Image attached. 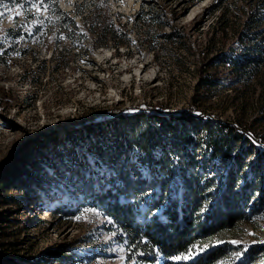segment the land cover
Returning a JSON list of instances; mask_svg holds the SVG:
<instances>
[{
    "label": "rangeland",
    "instance_id": "374dc122",
    "mask_svg": "<svg viewBox=\"0 0 264 264\" xmlns=\"http://www.w3.org/2000/svg\"><path fill=\"white\" fill-rule=\"evenodd\" d=\"M80 1L58 0V4L69 10ZM107 1L109 13L119 14L115 25L125 43L115 47L109 41L82 52L68 41L57 48H45L42 38L13 40L7 34L8 27L17 20L18 25H24L22 31L29 34V26L23 12L16 16L18 9L9 12L0 6V12H4L0 17V264L135 262L126 260L124 247L106 229V219L97 210L82 206L70 215L61 206L69 202L68 185L75 177L74 170L68 169L79 167L78 159L71 160L73 145L81 143L84 151L89 140L113 144L122 137V131L138 134L146 130L149 108L187 114L195 107L212 119L209 125H214L215 132L219 126L216 120L237 126L243 137L246 132L252 134L254 144L249 143L253 153L264 149V100L258 101L259 90L214 58L231 47L229 25L239 19L233 16L234 3L241 2ZM4 3L8 9L14 8L11 0ZM143 7L165 13L159 22L162 24L134 22L135 12ZM29 13L45 14L35 10ZM170 32L177 34L172 38L162 36ZM48 39H53V31ZM89 40L85 38L83 44ZM61 45L68 46L63 54L57 53ZM201 70L214 79L215 85L196 87ZM131 107L142 109L140 122L135 125H124L126 121L120 118L117 129L111 132L113 121L108 118L95 120L93 132L81 128L84 120ZM206 128L193 136L207 135ZM73 130L75 133H70ZM240 143L246 144L243 139ZM197 153L204 154L200 150ZM158 154L156 151L155 156ZM137 155L136 151L122 154V162L134 163ZM94 160L88 154L84 161L92 165ZM232 240L244 243L237 246L229 243ZM260 240H264L261 211L212 241L213 245L228 243L227 253L214 264H262L261 258L248 262L234 255ZM60 255L63 260H58Z\"/></svg>",
    "mask_w": 264,
    "mask_h": 264
},
{
    "label": "trees",
    "instance_id": "16d2710c",
    "mask_svg": "<svg viewBox=\"0 0 264 264\" xmlns=\"http://www.w3.org/2000/svg\"><path fill=\"white\" fill-rule=\"evenodd\" d=\"M47 1L51 4L43 15L29 13L24 7L29 34L22 31L24 25H18L17 20L7 28V34L15 41L42 38L45 48H57L68 41L72 48L77 47L81 52L104 46L109 41L115 47L125 43L120 40L121 32L115 25L119 14L109 13L107 0L74 2L69 10L62 9L53 0ZM237 1L241 4L234 3L236 14L233 16L239 19L229 25L231 47L214 58L219 64L229 65L231 73L239 79L251 81L259 90L258 101L262 103L264 0ZM161 16L165 13L143 7L135 12L133 21L159 23ZM52 31L53 39L50 40L48 33ZM175 34L177 32L162 36L172 38ZM85 38L90 39L88 44H83ZM66 47L61 45L57 53L63 54ZM204 72L200 71L198 88L215 85L214 79ZM147 110L151 114L150 120L146 130L138 134L122 131V137L113 144L89 140L84 151L81 143H75L79 147L73 145L71 160L78 159L79 167L68 169L74 170L75 177L68 185L69 202L62 205L61 210L70 215L82 206L97 210L106 219V229L124 247L127 261L133 260L136 264H214L227 253L225 246L228 243L213 245L212 241L233 231L259 211L264 212V149L253 153L249 143L254 142L252 134L246 132L243 137L237 126L230 127L216 120L219 126L215 132L214 125H209L212 119L195 107L187 114L157 107ZM116 111L84 120L81 128L93 132L95 120L109 118L113 121L111 132H114L120 118L126 121L124 125L140 122L142 109L139 107ZM204 126H207V135L194 137L193 134L200 133ZM241 139L245 145L240 143ZM199 150L204 154L197 153ZM135 151L138 157L134 163L122 162V154ZM156 151H159L158 156H155ZM88 154L95 157L92 165L84 161ZM175 156L177 160H174ZM208 168L215 172H209ZM85 172H88L86 177ZM202 244L207 247L194 258L172 259L186 254L193 245ZM63 258L60 255L58 260ZM260 258L264 264L262 243L250 245L242 257L248 262Z\"/></svg>",
    "mask_w": 264,
    "mask_h": 264
},
{
    "label": "snow or ice",
    "instance_id": "6c2138e0",
    "mask_svg": "<svg viewBox=\"0 0 264 264\" xmlns=\"http://www.w3.org/2000/svg\"><path fill=\"white\" fill-rule=\"evenodd\" d=\"M11 2L14 5L13 9H8V6L6 3H4V0H0V6H3L4 8H6L9 12L13 11V10H17L16 11V16H20L22 15V12L24 10V6L25 4L29 5L28 11H32L35 10V12L37 14H39L41 11L47 12L49 9V5L45 2V0H11ZM53 3H58V0H53ZM4 16V12H0V17ZM13 19H15V17H13ZM82 217H77V219H80ZM221 243H223V241H221ZM229 243L233 244V245H241L244 242L243 241H238V240H232L229 241ZM252 243H262L264 244V240H260V241H252ZM134 246V245H133ZM205 250L203 245H193L191 248L186 250V254L184 255H178V256H174L172 257V259L174 260H189L194 258V255L198 254L199 252H203ZM248 251V247L245 246L242 248V250H238L237 252L234 253L236 258H242L244 253H246ZM139 255L143 256L144 253H138ZM133 264H135V262H133Z\"/></svg>",
    "mask_w": 264,
    "mask_h": 264
},
{
    "label": "water",
    "instance_id": "95a60500",
    "mask_svg": "<svg viewBox=\"0 0 264 264\" xmlns=\"http://www.w3.org/2000/svg\"><path fill=\"white\" fill-rule=\"evenodd\" d=\"M189 113V112H188Z\"/></svg>",
    "mask_w": 264,
    "mask_h": 264
}]
</instances>
